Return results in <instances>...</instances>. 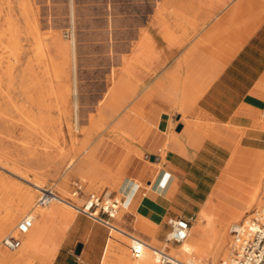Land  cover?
I'll use <instances>...</instances> for the list:
<instances>
[{
  "label": "crops",
  "instance_id": "obj_1",
  "mask_svg": "<svg viewBox=\"0 0 264 264\" xmlns=\"http://www.w3.org/2000/svg\"><path fill=\"white\" fill-rule=\"evenodd\" d=\"M136 36L128 56L135 59L143 38V57L138 59L143 67L130 69L141 83H130L126 92L118 89L113 95L135 94L132 105L143 108L145 122L155 131L148 139L138 131L125 129V138L113 130L126 155L115 165L119 149L114 146L115 168L104 166L112 176L107 185L128 196L123 197L125 208L131 209L124 215L126 228L131 230V221L141 217L161 227L165 236L170 219H197L205 210L224 223L239 219L247 189L226 174L237 163L257 166L264 159V0H159ZM133 122L140 126V121ZM141 139L148 151L158 154L168 143L165 161L155 163L164 170L149 185L152 189L139 185L154 168H139L132 173L139 179L134 182L123 178L132 156H141L132 145ZM91 150L81 172L94 177L97 168L89 164L97 150ZM57 208L48 210L43 227H33L35 245L26 246L27 236L22 246L50 264H102L103 257L105 264L117 263L112 259L116 242L107 253L112 229ZM79 244L83 247L77 254Z\"/></svg>",
  "mask_w": 264,
  "mask_h": 264
},
{
  "label": "rangeland",
  "instance_id": "obj_2",
  "mask_svg": "<svg viewBox=\"0 0 264 264\" xmlns=\"http://www.w3.org/2000/svg\"><path fill=\"white\" fill-rule=\"evenodd\" d=\"M155 7H159V0H0V181L3 179L17 184L18 199L30 190L35 191L36 196L31 205L33 208L29 212L36 208L40 193L33 189L31 183L39 179L45 181V188H53L58 195L63 192L71 193L68 200L79 207H83L85 199L93 193L117 195L122 201L123 197L128 198L126 194L118 191V188L113 189L107 185L112 181V176L104 166L109 165V168L113 169L126 155L123 144L116 142V134L112 133L113 127L116 125L117 133H123L125 129L138 131L139 134H146L148 139L155 128L149 121L145 122L147 113L143 108L132 105L135 94L129 95L128 98L121 95L118 104L114 99L118 96L113 95L118 90H111L109 96L106 93L113 85L112 71H121L123 63L120 60L123 57L129 58L128 53L137 37L138 28L143 26ZM112 40L114 49L110 46ZM60 44H64L67 50L62 52ZM43 49L45 53L42 54ZM111 49L116 51L112 58ZM73 51L76 53L75 68ZM141 52L143 53V45L137 46L136 55ZM131 60L132 65L143 67L142 63L136 62L133 57ZM125 79L126 84L119 88L123 92L128 90L130 83L132 87L135 82L141 83L135 80L132 72ZM75 86L78 89L80 105L79 129L76 128L75 96L72 95ZM68 87L71 89L70 102L65 105L59 97V90ZM138 104H142L141 100ZM112 105H118L117 111L109 110ZM103 119L107 124L99 134L92 137L90 144H85L86 135L83 131H88L91 127V120L94 124L96 120ZM133 120L140 121V126L135 127ZM132 145L139 150L141 156H132L129 171L123 178L134 182L139 179L135 180L132 173L138 172L139 168H154L156 170L144 180H140L139 185L141 190L152 189L149 185L159 179L164 170L162 163H155L161 159L165 161L168 143L159 154L156 151H148L145 145L137 140ZM114 146L119 149L115 165L112 164ZM92 148L97 151L94 163L89 166L94 165L97 168L98 172L93 175L96 180L92 175L81 172L86 168L81 167L75 172L80 168L78 164L92 152ZM73 157L77 160L76 165L67 170V164ZM151 157L157 158V161H152ZM259 162L261 164L257 166L237 163L229 174L225 172L221 175L223 177L226 174L232 179H238H234L235 185L247 189L245 202L257 192L253 187L260 181L257 204L246 208L239 219L229 223L215 219L205 210L192 221V236H195L201 227L205 233H210L213 227L221 228L218 224L220 222L229 224L227 228L230 230L233 223L244 222L250 219L254 212L264 208V173L259 175L258 172L264 167V159ZM241 167L250 172L240 174L236 169ZM18 175L27 177L29 182H24ZM77 184L83 185V192L79 197L73 195ZM3 192H9V189L0 184V201ZM51 208L43 209L48 211ZM57 209L78 215L72 207L66 209L62 206ZM191 210L195 212L198 209ZM129 211L131 209L127 210L123 203L112 223L127 232L117 233L125 239L129 251L126 254L125 243L116 242L117 256L112 258L116 259V264H131L136 258L131 252V237L148 242L158 249L167 247V233L162 236V228L144 218L137 217L135 221H131V230L127 229L128 222L124 215ZM26 215L21 216L16 225ZM230 220L225 219L226 222ZM113 231L116 230L112 228ZM9 235H17L16 226L4 234L0 241ZM228 236L230 246V232ZM173 248L177 247L169 245L166 250L184 260L185 257L178 256ZM212 249L213 246L209 247V251L200 258L205 264H221L228 258L224 254L215 258L211 254ZM6 252L16 253L9 250ZM104 259L105 257L102 264H105ZM197 259L200 260L198 257ZM32 264H42V259H36Z\"/></svg>",
  "mask_w": 264,
  "mask_h": 264
},
{
  "label": "bare ground",
  "instance_id": "obj_3",
  "mask_svg": "<svg viewBox=\"0 0 264 264\" xmlns=\"http://www.w3.org/2000/svg\"><path fill=\"white\" fill-rule=\"evenodd\" d=\"M73 42H75V41H73ZM59 43H61V41H59ZM42 45H43V43H42ZM140 45H143V38L141 39V42L138 44V46H140ZM110 46H111V48L114 49L113 40L110 42ZM59 47H60V50L62 52L67 50L66 46L64 44H60ZM113 49H111V51H110L111 58H112V55L114 54V52H116ZM41 52H42V54L45 53L44 49ZM72 55H73V60H74L73 66L75 68V66H76V53H75V51L72 52ZM115 56H117V55H115ZM136 57L137 58H135L136 59L135 61L139 62L140 60H138V59H142L143 53L142 52L137 53ZM130 60L131 59H129L127 57H123L120 60L123 63L121 71L120 72H117L116 70L112 71L111 75H112L113 85L110 87V90L106 93L107 96L111 95V92L113 90L116 91L120 87H124V85L126 84L125 82L127 79H125V78H127L128 75L131 73V71H130L131 66H132L131 61H133V60H131V61ZM74 70H76V69H74ZM11 71H13V70H11ZM54 71H55V69H54ZM73 72L76 73L75 71H73ZM11 79H12V77H11ZM58 88H60V87H58ZM73 94L75 96V103L74 104L76 106L75 108H76V113H77L76 128L79 129V119H80V117H79V106L80 105H79L77 87L72 92V95ZM70 95H71V89L69 87L68 88H61L59 90V97H60L62 103L65 105L70 102V99H69ZM114 99L119 104V101H120L119 97H115ZM108 103H109V100H108ZM117 109H118V105H112L109 107V110L117 111ZM93 122L94 121L91 120V124H90L91 127L88 129V131H83V133L85 132V135H86L84 142L87 145L90 144V140L92 139V137L95 134H99L100 130L107 124V121H105V119L96 120L94 124H93ZM113 130L117 131L118 129L114 128ZM113 130H112V133H113ZM76 132H77V130H76ZM123 133L125 134V138H127L128 132L126 130H123ZM141 144H143V145L145 144L142 139H141ZM236 156H237V154H236ZM235 158H234V161L236 160ZM248 160H249V158H248ZM76 162H77V160L73 157V159H71L68 162L66 169L69 170V169L74 168L76 165ZM82 163H83V160L78 164V166L80 165V168H77L75 170V172L79 171V169H81V167H82L81 165H83ZM249 163H251V162H249ZM238 171L240 172V174L246 173V169L238 170ZM258 172H259V175L264 173V167L262 170H260V171L258 170ZM19 177H21V176H19ZM21 179H23L24 182L25 181L29 182L27 177H21ZM258 183L259 184H257L256 186L253 187V189H256L257 192L259 191V188L261 187L260 181ZM0 184L3 185L6 189H9V192H6V193L3 192L2 193V198L0 201V204H1L0 208H2V209H0V239L8 231H10L11 229H14L15 226L17 228L18 225H16V224L19 221V219L21 218V216H23L24 214H27L25 217L28 216V217H31L34 219V226L35 227H38V226L43 227L45 225L48 211H44L43 208L36 206V208L34 210L29 212V210L31 208H33V207H31V205L33 204L34 198L36 196L35 191L30 190V191L22 194L20 199H18L17 196H18L19 186L17 184H13L12 182H10L8 180H3V179L0 181ZM31 184H32L33 189H35L36 191L41 192V190L46 189L44 187L45 181H42L41 179H39L37 182L31 183ZM257 192L253 193L251 195L249 201L246 204V208H252L254 205L257 204V200H258ZM56 194L58 195L57 192H56ZM69 195L71 196V193H69V192L60 193L58 195L60 200L53 201L48 207L50 208V207H62V206H64V207H66V209H67V207L74 208V206H77V205H75L74 203H72L68 200ZM77 207H79V206H77ZM218 224H220L222 227L221 228L213 227V230L210 233L209 232L205 233V231L202 229V227L198 228L197 234L195 236H192V234H191L192 228H191L189 239L185 243H183L182 245L176 246L177 248H173V251L175 253L179 254L178 256L185 257L184 260H187L190 258L197 259V257L200 259L202 256H204V254H206L209 251L208 250L209 247L213 246V249L211 250V254L215 258H217L218 256H221L223 254H224V256L229 257V254H230V249H229L230 246H229V240H228L229 230L227 228V227H229V224H223L221 222ZM233 224H235V223H233ZM112 228H114L116 231L112 232V236H111L110 241H109L107 253L110 251L113 244L115 242H117L119 244L125 243V245H126L125 252H126V254H128L129 251H128V246L126 244L125 239L117 233L118 231L119 232H123V231L120 230L116 226H113ZM32 229L29 231V233L22 236L23 240L25 237H27V236L29 237V241L26 244V246H29V247L34 246L35 243L37 242V238L35 236H32V233L34 232V229L33 230ZM14 236H16V235H14ZM131 241H132V243H131V250L132 251L131 252H132L133 257H136L131 264H155L154 254L147 248V245H150V244H148V242H145L146 244H144L143 246H139L136 243L135 244L133 243V239H131ZM165 244L167 246V247H165V249H167L170 244L168 245L166 242H165ZM150 246L153 247L152 245H150ZM4 249L6 251H8V249H6L3 246L2 242L0 241V264H32L36 259H38L40 261L42 259V264H50L51 263L49 259L42 257L40 254L35 253L32 250H27L26 247H24V246L22 248L20 247L19 249L15 250L16 253H14V254H11V252L7 253ZM133 249H136L138 251V253H139L138 257L133 253ZM194 256H197V257H194ZM198 261L201 262L202 264H205L203 261H201V259Z\"/></svg>",
  "mask_w": 264,
  "mask_h": 264
},
{
  "label": "built area",
  "instance_id": "obj_4",
  "mask_svg": "<svg viewBox=\"0 0 264 264\" xmlns=\"http://www.w3.org/2000/svg\"><path fill=\"white\" fill-rule=\"evenodd\" d=\"M83 186L77 185L73 195L80 196ZM60 200L53 188L41 190L36 205L41 208L48 207L53 201ZM123 201L117 197L107 194H90L86 198L83 207L74 206L76 211L85 215L96 223L102 224L108 229L113 225L110 220L114 219ZM184 218H174L168 221L170 231L165 237V242L169 245L180 246L185 243L190 236L192 221ZM34 226V219L31 217L23 218L17 226V235H9L3 239V246L15 251L22 246L23 235L29 233ZM232 236L230 244V255L221 264H264V208L250 215V219L241 223H235L229 230ZM133 243L143 246L145 241L132 237ZM147 248L154 254L155 264H202L195 258L187 260L180 259L172 255L166 249H158L147 245ZM133 253L138 257L139 253L133 249Z\"/></svg>",
  "mask_w": 264,
  "mask_h": 264
},
{
  "label": "water",
  "instance_id": "obj_5",
  "mask_svg": "<svg viewBox=\"0 0 264 264\" xmlns=\"http://www.w3.org/2000/svg\"><path fill=\"white\" fill-rule=\"evenodd\" d=\"M155 159H156L155 157H151V160L152 161H154ZM82 247H83L82 244H79L77 246V251H76L77 254H80L81 253Z\"/></svg>",
  "mask_w": 264,
  "mask_h": 264
}]
</instances>
